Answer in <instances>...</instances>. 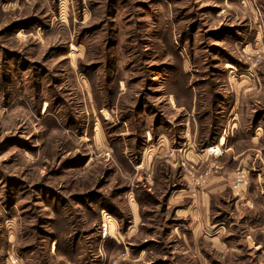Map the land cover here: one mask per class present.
<instances>
[{
    "label": "rangeland",
    "instance_id": "rangeland-1",
    "mask_svg": "<svg viewBox=\"0 0 264 264\" xmlns=\"http://www.w3.org/2000/svg\"><path fill=\"white\" fill-rule=\"evenodd\" d=\"M0 264H264V0H0Z\"/></svg>",
    "mask_w": 264,
    "mask_h": 264
},
{
    "label": "crops",
    "instance_id": "crops-1",
    "mask_svg": "<svg viewBox=\"0 0 264 264\" xmlns=\"http://www.w3.org/2000/svg\"><path fill=\"white\" fill-rule=\"evenodd\" d=\"M221 145H224V140H223V142H222V144ZM218 191V188H215V186H214V188H213V186H210L209 188H208V193H203V195H201V197L199 198V200L198 201H196V202H194V205H196V207H195V211L200 215V216H202V214H203V216H205L206 217V215H207V217H209L210 216V213H211V202H210V198L213 196V195H215V194H217L216 192ZM220 191H222V190H220ZM196 213V214H197ZM204 218V217H203ZM198 220V219H197ZM205 219H203V221H204Z\"/></svg>",
    "mask_w": 264,
    "mask_h": 264
},
{
    "label": "built area",
    "instance_id": "built-area-1",
    "mask_svg": "<svg viewBox=\"0 0 264 264\" xmlns=\"http://www.w3.org/2000/svg\"><path fill=\"white\" fill-rule=\"evenodd\" d=\"M214 149H218V147L217 148H211L212 153L218 154V152L214 151ZM209 176H210V172H206L201 178L202 183H205L206 180L209 178ZM246 184H247L246 174L244 172H238L234 176L232 189L234 190V192L239 194L245 188Z\"/></svg>",
    "mask_w": 264,
    "mask_h": 264
},
{
    "label": "bare ground",
    "instance_id": "bare-ground-1",
    "mask_svg": "<svg viewBox=\"0 0 264 264\" xmlns=\"http://www.w3.org/2000/svg\"><path fill=\"white\" fill-rule=\"evenodd\" d=\"M214 151L220 152V148H218V149H214Z\"/></svg>",
    "mask_w": 264,
    "mask_h": 264
}]
</instances>
